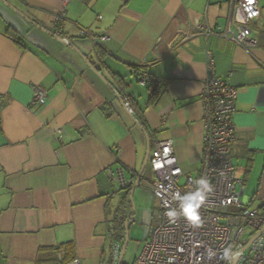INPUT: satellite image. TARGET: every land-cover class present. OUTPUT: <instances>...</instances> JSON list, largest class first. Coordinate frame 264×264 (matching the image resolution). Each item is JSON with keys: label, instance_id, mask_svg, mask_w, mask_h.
<instances>
[{"label": "crops", "instance_id": "crops-1", "mask_svg": "<svg viewBox=\"0 0 264 264\" xmlns=\"http://www.w3.org/2000/svg\"><path fill=\"white\" fill-rule=\"evenodd\" d=\"M230 6L231 0H0V264H109L112 244L125 243L132 187L117 191L108 170L124 169L134 184L147 153L144 133L109 86L33 23L90 56L134 105L150 150L153 139L172 140L184 175L192 177L203 157L199 96L211 51L216 76L238 90L232 160L244 195L250 188L244 203L261 206L264 0L249 52L220 37L184 36L202 23L225 27ZM84 31L109 40L95 49ZM141 70L165 83L155 104L138 81ZM35 87L46 92L45 105L32 103ZM144 175L134 193L141 204L146 189L156 201ZM157 209L158 203L151 228Z\"/></svg>", "mask_w": 264, "mask_h": 264}, {"label": "built area", "instance_id": "built-area-1", "mask_svg": "<svg viewBox=\"0 0 264 264\" xmlns=\"http://www.w3.org/2000/svg\"><path fill=\"white\" fill-rule=\"evenodd\" d=\"M71 0H62L63 4ZM262 15L260 0H231L230 14L225 27L213 28L208 23L190 27L186 38L193 36L220 37L234 42L249 52L257 45L253 38V24ZM88 37L95 49L109 40L108 36ZM208 75L200 92L203 108L204 137L201 168L196 178L184 175L178 162L172 140L152 141L148 165L154 174L146 182L157 200L158 209L150 237L145 242L136 264H264V232L255 238L246 251L247 243L264 229V211L252 208L242 201L245 186L236 177L232 160L235 140L233 116L236 111L238 90L229 81L215 74L214 55L206 51ZM161 79L147 73L139 75V83L154 88ZM46 92L34 88V104H46ZM128 106L129 103L126 102ZM130 108V107H129ZM108 176L117 183V191L132 187L124 169L108 170ZM206 178L211 185L198 210L199 222L191 224L181 213L180 197L194 191L195 181ZM176 216H169L170 210ZM231 247L233 254L224 259L223 251ZM122 246L112 244L111 264H118ZM70 264H81L75 259Z\"/></svg>", "mask_w": 264, "mask_h": 264}, {"label": "rangeland", "instance_id": "rangeland-1", "mask_svg": "<svg viewBox=\"0 0 264 264\" xmlns=\"http://www.w3.org/2000/svg\"><path fill=\"white\" fill-rule=\"evenodd\" d=\"M144 178L149 182L152 181L154 178L149 165L147 166ZM144 192L146 196L143 199L144 200L143 204H141L142 202L139 201L138 196L133 198L135 209H136V214L132 218L133 223L129 225L128 233H129L130 239H129V245H128L124 260H123V264H136V260L141 255L145 242L148 240L150 236L151 225H152V220H153L152 217L154 214V210L157 208V200L155 201V199L151 196L150 191L148 189H146V191ZM249 194H250V188L245 193V195L242 197V201H245V200L247 201L248 200L247 198L250 197ZM259 203L260 202L258 203L255 202L252 208L254 209L257 208ZM129 205L131 206V209L129 208L128 210L131 215L133 211V206L130 200H129ZM121 240H124V239L121 238ZM108 256H109V253L107 254V257ZM110 257H111V254H110ZM103 264H108L107 259L104 260ZM109 264H111V262Z\"/></svg>", "mask_w": 264, "mask_h": 264}, {"label": "water", "instance_id": "water-1", "mask_svg": "<svg viewBox=\"0 0 264 264\" xmlns=\"http://www.w3.org/2000/svg\"><path fill=\"white\" fill-rule=\"evenodd\" d=\"M8 5V4H6ZM10 6V5H8ZM13 10H15L13 7H11ZM16 11V10H15ZM25 19H27V21L33 23L31 20H29L27 17H25ZM34 25H36L40 30L44 31L45 33H47L49 36L53 37L54 39H56L58 42H60L61 44H63L64 46L71 48L73 52H75L80 59L86 64V66L93 72L95 73L103 82H105L109 88L113 91V93L115 94L116 98L118 99V101L120 102V104L122 105V107L125 109V111L129 114V116L131 117V119L135 122V124L141 129V131L144 133L145 137H146V141H147V153H146V157L144 159L143 162V167L141 168L138 177L135 181V183L132 185V189H131V196H130V202L133 206V211L131 213L130 216H128L125 219V223H124V230H125V243L123 246V249L121 251V256H120V260L118 264H123V260L129 245V233H128V228H129V224L132 223L131 219L133 218V216L136 213V209H135V204H134V193L135 190L140 186V183L143 179V175L145 172V169L147 168L148 162H149V156H150V135L148 133V131L144 128V126L138 121V119L134 116V114L132 113V110L129 108V106L126 104V102L124 101V99L122 98V95L120 94V92L109 82L106 80V78L100 73V70L97 68L96 63L92 60V58L90 56H88L87 54H85L76 44H74L71 40L69 39H65L63 37H61L59 35V33L56 32H52V31H48L46 29H43L42 27H40L39 25L33 23ZM98 55V52H95ZM264 232V229H262L257 235H255L245 246L243 251H246L248 249V247L252 244V242L255 240V238H257L258 236H260L262 233Z\"/></svg>", "mask_w": 264, "mask_h": 264}, {"label": "clouds", "instance_id": "clouds-1", "mask_svg": "<svg viewBox=\"0 0 264 264\" xmlns=\"http://www.w3.org/2000/svg\"><path fill=\"white\" fill-rule=\"evenodd\" d=\"M196 188L194 191L186 192L182 197H180V208L181 213L191 224H197L199 222L198 210L201 204L206 198L208 192L211 191V185L209 181L201 177L195 181ZM169 216H176V210H170L168 212ZM233 254L232 248L226 247L223 251V257L229 260Z\"/></svg>", "mask_w": 264, "mask_h": 264}, {"label": "trees", "instance_id": "trees-1", "mask_svg": "<svg viewBox=\"0 0 264 264\" xmlns=\"http://www.w3.org/2000/svg\"><path fill=\"white\" fill-rule=\"evenodd\" d=\"M141 73H147V74H149L150 76H152V77H154L153 75H151L149 72H147V71H145V70H141V71H139V74L138 75H140ZM120 79V81H121V84H122V78L120 77L119 78ZM138 81H139V78H138ZM164 85H165V83L161 80L160 82H159V84L158 85H156L154 88H152V89H150V88H146L147 90H148V92H149V95H150V98H149V104H155L156 102H157V100L159 99V96H160V92L162 91V89L164 88ZM126 99H128V98H126ZM126 102H128L129 103V107H130V109L132 110V112L134 111L135 112V108H134V105L132 104V102L130 103V100L128 99ZM134 108V109H133ZM141 118V117H140ZM139 120V119H138ZM141 123V122H140ZM143 126H144V128L148 131V128L145 126V124L144 123H141ZM128 202V201H127ZM260 209L262 210V211H264V202L261 204V206H260ZM124 232H125V230H124ZM124 232H122V233H124ZM75 259H73V260H70V261H68V264L69 263H71V262H73ZM47 262L48 263H50V264H52V263H55L56 262V259H54V258H50V259H48L47 260Z\"/></svg>", "mask_w": 264, "mask_h": 264}]
</instances>
